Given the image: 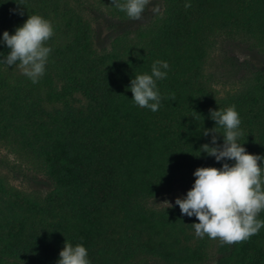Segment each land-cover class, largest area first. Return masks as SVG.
Segmentation results:
<instances>
[{
    "label": "trees",
    "instance_id": "obj_1",
    "mask_svg": "<svg viewBox=\"0 0 264 264\" xmlns=\"http://www.w3.org/2000/svg\"><path fill=\"white\" fill-rule=\"evenodd\" d=\"M153 4L161 11L152 20L100 47V29L132 20L111 0H0V40L28 15L54 29L37 83L0 63V144L50 183L44 192L23 191L0 172V264H57L65 241L85 246L90 264H208L214 248V264H264V227L246 241L214 246L195 235L198 220L175 202H149L195 179L198 167H222L201 152L211 142L203 128L216 126L210 109L235 105L238 143L264 155V68L228 56L236 84L221 93L219 75L206 66L211 53L239 38L264 55V0H155L144 12ZM100 7L115 22L104 24ZM9 51L0 43V61ZM156 60L169 69L157 80L162 99L153 112L134 103L130 83L151 74Z\"/></svg>",
    "mask_w": 264,
    "mask_h": 264
},
{
    "label": "clouds",
    "instance_id": "obj_2",
    "mask_svg": "<svg viewBox=\"0 0 264 264\" xmlns=\"http://www.w3.org/2000/svg\"><path fill=\"white\" fill-rule=\"evenodd\" d=\"M111 3L127 17L139 20L150 0H111ZM21 5V4H19ZM191 7L185 3V8ZM153 12H159L154 7ZM19 14H23L20 12ZM54 35L52 23L41 15H28L27 20L15 29L14 34L3 32L0 43L10 51L0 63L12 66L19 62L22 73L37 83L44 75L51 47L47 41ZM169 64L156 60L151 66V74H137L131 79L132 100L141 108L157 111L162 99L157 88V80L166 78ZM174 99V94L171 97ZM210 117L215 121L213 128H203L204 136L211 134V142L201 145V152L225 161L222 167H198L193 175L195 181L186 196L177 197L175 204L181 214L195 216V235L219 239L221 245L243 242L257 234L264 227V220L258 215L264 211V155L249 153L238 143L242 135L241 120L235 105L223 109H210ZM223 129L221 133L218 127ZM222 135L223 143H218ZM226 161H233L228 163ZM172 205L170 204V207ZM57 264H90L88 251L82 244L65 241L59 252Z\"/></svg>",
    "mask_w": 264,
    "mask_h": 264
},
{
    "label": "rangeland",
    "instance_id": "obj_3",
    "mask_svg": "<svg viewBox=\"0 0 264 264\" xmlns=\"http://www.w3.org/2000/svg\"><path fill=\"white\" fill-rule=\"evenodd\" d=\"M85 2H91V0H84ZM155 0H150L149 4H152ZM155 7L159 8V12L161 11V5L153 4ZM100 13L103 17L104 24L109 26L111 23L115 22V18H113L107 9L100 7ZM159 12H153V10H148L143 13L139 20H131L128 23L119 24L118 30L117 28H110L106 32L102 29L99 30V34L101 37L98 38L100 47H108L111 39L115 36L119 31H123L124 29H134L141 24H145L148 21L152 20ZM86 14V13H85ZM117 30V31H116ZM135 30V29H134ZM97 42V43H98ZM228 56L234 58V60L242 61L247 58L255 59L258 62V66L264 68V55L256 52L249 48V44L245 39L239 38L235 41H228L226 45H223L221 49H216L214 53L210 54L207 61V67L211 70H214L219 75V80L216 84V88L223 93L225 90L234 88L236 84V76L235 68L231 64V60H228ZM231 61V62H230ZM237 63V62H235ZM19 64H15L12 66H2L3 71L14 72L15 74H23L21 69L18 66ZM216 65V66H215ZM0 172L5 176L7 181L16 187L17 189L23 191H35V192H44L50 187V183L47 179L37 170L33 169L30 162L25 160L22 156L15 154L11 149L6 146L0 144ZM195 179L185 181L184 183H174L172 187L154 198L150 199V204L156 208H160L163 206H169L173 204L177 197H184L187 194V191L191 189L194 184ZM219 239H213L214 246L219 243ZM214 248V247H213ZM212 248V249H213ZM211 249V250H212ZM214 256H215V248L211 251L210 254V263L214 264ZM9 263V262H7ZM5 263V264H7ZM16 264V263H15ZM20 264V263H17ZM149 264H165L163 262H159L153 259H149Z\"/></svg>",
    "mask_w": 264,
    "mask_h": 264
}]
</instances>
